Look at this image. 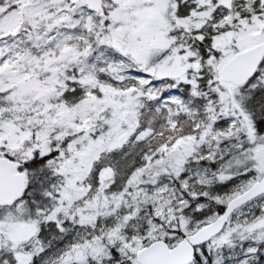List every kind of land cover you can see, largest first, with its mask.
<instances>
[{
  "label": "snow or ice",
  "instance_id": "obj_1",
  "mask_svg": "<svg viewBox=\"0 0 264 264\" xmlns=\"http://www.w3.org/2000/svg\"><path fill=\"white\" fill-rule=\"evenodd\" d=\"M0 264H264V0H0Z\"/></svg>",
  "mask_w": 264,
  "mask_h": 264
}]
</instances>
